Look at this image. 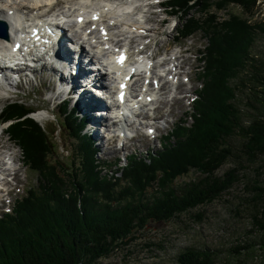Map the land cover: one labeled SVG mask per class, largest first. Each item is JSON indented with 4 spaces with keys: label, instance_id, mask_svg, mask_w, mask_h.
Masks as SVG:
<instances>
[{
    "label": "trees",
    "instance_id": "trees-1",
    "mask_svg": "<svg viewBox=\"0 0 264 264\" xmlns=\"http://www.w3.org/2000/svg\"><path fill=\"white\" fill-rule=\"evenodd\" d=\"M207 1L219 9L229 3L238 4L249 14L255 4V0ZM174 2L178 7L191 2L188 8L196 3L198 9H203L205 0ZM212 27L213 33L195 21L185 24L184 30H201L208 41L201 70L206 73L189 113L191 123L164 136L160 150L145 149L140 156L134 152L126 158L122 179L112 181L114 177L103 175L105 163L95 162L91 144L79 135L74 120L67 121L72 119L68 115L64 114L62 126L76 142L78 164L73 168L54 158V136L24 115L29 107L19 101L5 105L2 117L14 120L9 123L7 134L21 147L23 159L39 174L41 189L25 199V203L16 202L11 213L0 215V264H95L97 259L128 243L135 236L133 231L143 228L145 222L174 217L212 201L231 187L239 179L240 165L231 166L221 176L215 175L229 157L237 159L242 155L253 162L264 154V59L251 54L253 26L238 15H231ZM255 27L264 32V22ZM211 55L213 69L208 72L212 68ZM235 78L236 83L230 84L229 80ZM239 85L240 89L249 90L246 105L251 108L250 113L236 104L235 91ZM232 136L239 138L238 147L228 142ZM189 169L199 171L202 176L183 187L167 186ZM155 172L160 174L158 180ZM148 176L149 181L158 182L159 195L139 196L133 201L115 198V194L120 196L130 188V181L140 186ZM115 185L119 186L120 194ZM138 190L134 193L136 198V193H144ZM262 195L263 191L255 197ZM30 202L37 205V210L33 220L30 216L29 225H24L29 215L24 207ZM260 227L264 229L262 222ZM214 256L208 248L187 247L176 255L175 261L213 264Z\"/></svg>",
    "mask_w": 264,
    "mask_h": 264
},
{
    "label": "rangeland",
    "instance_id": "rangeland-1",
    "mask_svg": "<svg viewBox=\"0 0 264 264\" xmlns=\"http://www.w3.org/2000/svg\"><path fill=\"white\" fill-rule=\"evenodd\" d=\"M67 1H60L62 4L60 9L63 10L65 5L69 6V4H65ZM190 3L186 2L184 7H178L174 0H166L163 8H158V5L152 8L156 12L154 18L151 19L148 18V15L146 16L151 23H145L144 26L146 29L152 30L151 32L147 30L151 35V42L145 46L147 53H158L156 61L164 58L165 54L168 57H176L174 61L176 68L173 70V74L169 78H165L173 85L162 89L163 93L159 94L158 103L153 104V106L158 105L156 110L152 114L150 109H140V114H135L138 118L136 124H138L141 116H144V111L148 117L160 116L162 119L156 123L158 128L154 132L153 129H150L151 131L146 130V126H144V130L141 124L138 126L135 124L137 127L134 128L123 126L122 129L119 128L120 126H115L110 135L108 127L104 125L97 124L95 128L90 127L91 121H93L92 116L81 115V104L88 101V98L75 99L74 90H72L73 95L71 97L64 96L57 101L48 98L50 90L57 81L56 72L49 68L24 76H22L23 72L20 74L22 67L8 68L3 78L0 79V111L5 102L11 103L15 99L30 107L31 110L25 112L24 115L39 124L41 128L50 131L54 136V158H57L62 165L73 168L78 164L76 142L69 137L67 129L62 126L64 115L59 114L56 110V105H59L61 110L70 119L72 118L71 120L67 118V121L72 122L74 120L79 135L91 144L95 162L107 163L103 166V168H107L102 169L103 175L114 177L112 181L116 178H124L125 176L121 174V171L127 166L126 158L134 152L140 156L146 151L145 149L160 150L162 148L160 142L166 139L163 138L164 136H170L172 133L169 132H172L174 128L177 130L181 125L187 126L191 123L192 119H190L189 113L193 110V103L197 100L198 92L202 89L204 73H206V71L201 72V70L205 62L203 52L208 41L206 34L201 30H193L192 32L184 30L185 24L195 21L198 25L204 26L205 29H210L203 30L213 33L215 28L212 26L214 24H221L231 15L232 17L238 15L241 19L246 20V24L253 26L250 33V37L252 36L253 39L251 54L254 57L264 59V32L256 30L257 27H255L257 23L264 22V0H255V4L248 11L251 14L244 12L238 4L234 3H229L221 9L216 8L215 5L210 6L207 0L203 4V9H198L196 3L188 8ZM55 9L57 7L51 8L50 11H55ZM182 29L184 31L181 32ZM116 37L123 41H120L122 44H126L128 41L126 37ZM142 39L147 40L146 38ZM142 39L134 37L129 43L130 49L134 48L135 51L137 47H141L143 44L141 42L145 41ZM165 51L166 53H164ZM210 57L212 68H209L208 72L213 69L212 55ZM17 74L18 80L15 77L14 79L11 78ZM173 77L175 78L173 79ZM63 78L64 76L60 77L61 80ZM236 81V78L229 80L230 84L236 83ZM240 87L239 85V89L235 91L236 104L242 111L250 113L252 110L246 105L249 90L248 88L240 89ZM4 90H8V93H5ZM95 92V96L100 97L102 101L105 100L102 96L107 98L105 88L102 86L98 87ZM92 111L95 115L99 109ZM46 112V118L41 117V120L36 118L37 113L45 116ZM104 112L106 113L105 109ZM2 115L3 113L0 114V129L2 128L1 125L5 124L0 135V146L3 145L0 147V151L3 150L5 153L7 148L11 150L16 159L14 166L17 169L13 172V181L11 178L8 181L7 188L10 191L5 198H2L0 215L11 213L12 208L16 207V202L25 203V199L39 193L41 189L39 174L31 169L25 158L23 159L21 147L9 137L4 129L10 122L14 123L13 118H3ZM85 119L87 122H84ZM95 119L96 116H94ZM144 120H147L151 126L153 121L151 118ZM109 121H107L108 124H110ZM119 129L127 131V134L118 135ZM111 135L116 138L111 139L109 137ZM228 142L231 143V146L238 147L240 140L237 136H232ZM235 159V156L229 157L215 171V175L221 176L226 169L233 165H240L241 170L238 173L239 179L217 198L208 203L199 204L174 217L145 222L143 228L133 231L135 236L128 243L116 247L107 257L97 259L95 264H177L176 255L187 247L208 248L213 251L215 254L213 264H264V229L260 227L261 222L264 224V154L259 155L253 162L245 160L242 155L238 156L236 163ZM155 174V179L158 180L160 174L158 172ZM201 176L199 171L189 169L184 174L172 179L167 186L183 187ZM156 180L149 181L148 176L141 181L140 186L133 185L130 181L128 185L130 188L124 194H120L119 186L115 185L116 192L120 194V196L115 194V198H120V201H123V198L133 201L139 199V196L153 198L159 195L161 191ZM123 182H121V186ZM138 188L144 193H136V198L134 193ZM262 191V197H255L257 193ZM24 208L29 211V215L24 219V225H29L27 223H29L30 216L33 220L37 205L30 202L26 203Z\"/></svg>",
    "mask_w": 264,
    "mask_h": 264
},
{
    "label": "bare ground",
    "instance_id": "bare-ground-1",
    "mask_svg": "<svg viewBox=\"0 0 264 264\" xmlns=\"http://www.w3.org/2000/svg\"><path fill=\"white\" fill-rule=\"evenodd\" d=\"M60 1L61 0H0V19L5 22L9 30V39L0 38V61L4 60L0 62V64H4V69H7L10 66L9 64H11V59H16L18 63H22L25 68L31 67L26 63V52L30 44L38 43L39 37L37 33L40 30L59 27L61 21H68L69 19L70 22L63 23L67 30L84 31L83 35L85 37L82 43L85 42L87 46L95 52V58L107 64V73L109 75L108 86H110L111 89L108 98L113 101V106H116V112L112 115L110 114V117L116 116L118 124L120 126L123 124L121 127L129 125L134 128L136 125L138 126V124L146 126V129L151 127L147 123V120H144V116L141 117L138 124H136L138 118L134 116V113L131 119L128 115H124V111L130 109H126L127 105L120 101L118 94L122 90L126 91V95L133 91L134 95L130 94L132 99L129 101L133 100L130 105L135 104L139 112L140 109L150 108L155 102L158 103L160 98L159 90H162L164 85L167 87L169 86L164 76L173 74L172 72L176 68V64L174 63L176 57H168L167 54H165L164 58L156 61V55L158 53L148 54L145 49V46L148 44H142V46L137 47L135 51L133 50L134 48L130 49L129 46V43H131L134 37H139L140 39L146 38L149 39L146 42H151L149 38L151 35L148 32L152 30L146 29L144 24L151 23L150 20L146 18L147 15L148 18L151 19L156 15V12L152 9L154 6L142 5L139 3V0H68L65 4H69V6L65 5L62 10L60 9L62 5ZM53 7H57V9H55V11H50ZM44 8H46V10H44ZM79 19H81V22ZM72 21H74L75 25L71 23ZM62 28V26L59 27V29ZM23 30H26V36ZM10 32L13 33L12 37L16 42L20 44V50L14 51L10 49L12 46ZM73 34L76 35L74 32ZM116 36H121L120 38L126 37L128 39L127 43L122 44L120 42L122 40L117 39L118 37ZM58 40L64 42V44L62 43L64 55L69 64H77L78 60H76V55L70 52L68 40L61 39L60 37H58ZM164 53H166V51ZM81 58L87 60L86 54H83ZM33 62L39 70L49 68L59 73L62 68H65L69 73L72 71L66 68L68 66H64L63 60H61L60 64H57L47 59L46 55H40L38 59ZM77 65L79 71H81V68L85 69L88 66V64L83 65L81 62ZM33 72L36 71L34 70ZM81 74L84 75V72ZM75 75L76 77L74 80H72V78L68 80L75 83L74 81H77L79 78L81 82V84H79L80 87L88 86L82 84L84 79L78 72H76ZM174 78L175 77H173V79ZM153 79L155 80V87H151ZM91 85L100 86V83L92 81ZM61 86H68V84L65 83ZM87 96L89 100L81 104V110L85 112L86 115L92 116L94 123L91 127L95 128L97 124H105L108 117L105 112H101L104 111V102L100 97L95 96V93L84 90V94L81 98L83 97L86 99L85 97ZM93 109H99V112L94 115ZM46 114L47 112L45 115ZM137 115H139V113ZM94 116H96L95 120ZM41 117L44 118L40 113L36 114L38 120H41ZM114 138L116 137L112 136L111 139ZM0 147H3V145ZM7 150L9 149L7 148ZM0 153H3V150H1ZM11 156L9 160L14 163L16 159L14 155ZM16 169L17 167L15 168L14 166L13 170Z\"/></svg>",
    "mask_w": 264,
    "mask_h": 264
},
{
    "label": "water",
    "instance_id": "water-1",
    "mask_svg": "<svg viewBox=\"0 0 264 264\" xmlns=\"http://www.w3.org/2000/svg\"><path fill=\"white\" fill-rule=\"evenodd\" d=\"M0 36H3V37L6 38V35L4 33H0Z\"/></svg>",
    "mask_w": 264,
    "mask_h": 264
},
{
    "label": "snow or ice",
    "instance_id": "snow-or-ice-1",
    "mask_svg": "<svg viewBox=\"0 0 264 264\" xmlns=\"http://www.w3.org/2000/svg\"><path fill=\"white\" fill-rule=\"evenodd\" d=\"M149 131H151V130H149Z\"/></svg>",
    "mask_w": 264,
    "mask_h": 264
}]
</instances>
